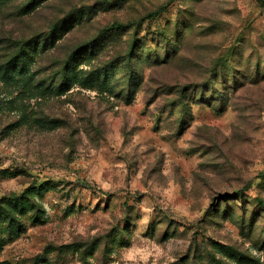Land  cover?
<instances>
[{
  "label": "rangeland",
  "instance_id": "374dc122",
  "mask_svg": "<svg viewBox=\"0 0 264 264\" xmlns=\"http://www.w3.org/2000/svg\"><path fill=\"white\" fill-rule=\"evenodd\" d=\"M25 1L0 9V64L86 14L30 73L0 80V264H264V7L47 0L18 15ZM114 23L129 29L100 39ZM134 37L130 102L120 65L111 94L45 92L75 50L98 49L80 69H100Z\"/></svg>",
  "mask_w": 264,
  "mask_h": 264
},
{
  "label": "trees",
  "instance_id": "16d2710c",
  "mask_svg": "<svg viewBox=\"0 0 264 264\" xmlns=\"http://www.w3.org/2000/svg\"><path fill=\"white\" fill-rule=\"evenodd\" d=\"M11 1L12 0H0V9ZM45 1L47 0H26L23 5L19 7L18 15L31 13ZM257 1L261 7H264V0ZM160 13L161 10L150 13L147 18L153 19ZM84 14L86 13L83 11H77L74 15V19L73 17L63 19L50 29L48 33H45L36 39L19 42L17 48L13 50V53L9 55L7 60L0 64V80L9 83L14 81L16 77L30 73L31 68L36 63L37 59L40 58L41 55H45L50 48L55 47L57 38L63 37L66 31L72 29L74 25H79L83 22ZM126 29H129V27L114 23L101 29L98 33V37L100 39H107L114 34L124 32ZM163 38L166 39V35H164ZM139 44L140 41L134 37V40L130 43L122 57H119L116 61L95 70L80 69L81 64L86 59L94 58L98 55L96 51H93L98 49H91L89 52V50L83 46L65 58L56 73L57 79H51L48 81L42 80V83L45 86L44 90L51 94L62 95L68 91L73 84H78L85 89L111 94L112 79L119 65L121 69L124 70L126 74L125 76L128 77L129 86H133L132 82L137 86L141 81V75L136 71V67L139 63V60L136 58V48ZM172 46V41L168 38L165 43V51H169ZM156 57H158V55H156ZM210 83L213 84L214 80L211 79L209 81V84ZM134 90L135 88L133 86V89L129 91V96L131 95V97L128 96L126 99L127 103L131 101ZM214 90V95L219 94V98L222 99V93H219L216 88H214ZM183 109H185V106ZM15 206L21 207L22 204L15 203ZM3 209L4 210L0 212V215L7 216L10 214L8 209ZM10 223L11 222H9V224ZM15 225L19 227L18 222Z\"/></svg>",
  "mask_w": 264,
  "mask_h": 264
}]
</instances>
